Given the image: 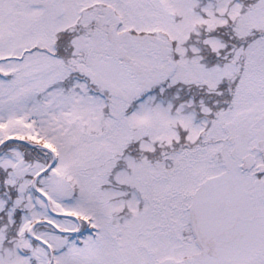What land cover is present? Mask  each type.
Listing matches in <instances>:
<instances>
[{
  "label": "snow or ice",
  "instance_id": "1",
  "mask_svg": "<svg viewBox=\"0 0 264 264\" xmlns=\"http://www.w3.org/2000/svg\"><path fill=\"white\" fill-rule=\"evenodd\" d=\"M0 264H264V0H0Z\"/></svg>",
  "mask_w": 264,
  "mask_h": 264
}]
</instances>
